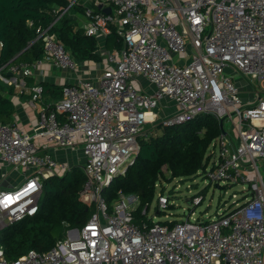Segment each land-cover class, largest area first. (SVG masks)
<instances>
[{
    "label": "built area",
    "instance_id": "obj_1",
    "mask_svg": "<svg viewBox=\"0 0 264 264\" xmlns=\"http://www.w3.org/2000/svg\"><path fill=\"white\" fill-rule=\"evenodd\" d=\"M95 3L110 12L85 7L84 33L105 36L114 26L122 45L107 53L111 66L96 82L79 78L64 84L60 97L49 103L42 102V87L35 84L28 102L37 111L35 135L58 148L80 145L85 181L79 199L95 210L50 249H28L6 259L0 246V264H264V88L242 97L244 90L234 80L240 74L264 82V0ZM49 28H36L42 56L1 64L0 79L11 83L32 75L47 61L77 69ZM139 78L151 90L139 89ZM203 114L217 119L219 134L208 146L201 173L218 187L241 183V201L206 220L192 217V210L171 226L153 219L135 223L133 194L119 192L107 205L103 189L133 162L143 135ZM33 138L13 121L0 124V163L23 171L19 184L0 188V229L34 215L43 180L72 167L50 152L38 153ZM203 197L192 196L190 204ZM168 205V196L159 193L157 211Z\"/></svg>",
    "mask_w": 264,
    "mask_h": 264
},
{
    "label": "trees",
    "instance_id": "obj_2",
    "mask_svg": "<svg viewBox=\"0 0 264 264\" xmlns=\"http://www.w3.org/2000/svg\"><path fill=\"white\" fill-rule=\"evenodd\" d=\"M70 0H0V65L10 62H31L42 56L41 40L36 28L47 27L57 41L77 60L101 59L98 50L100 38L88 36L76 23L60 12ZM95 10H99L94 5ZM58 9V11H54ZM59 15V16H58ZM31 22V24L29 23ZM122 39L111 25L104 37L106 49H119ZM27 77V76H24ZM42 95L59 98L63 85L38 81ZM13 87L0 80V124L12 122L15 104L11 98ZM47 100L43 103H49ZM158 133L149 134L140 141V149L124 174L113 178L102 191L109 206L119 192L133 194L137 204L132 210L137 224L150 223L141 211L149 207L155 193V184L161 180L187 177L203 167L210 143L219 134L217 119L203 114L192 121L157 127ZM164 170L169 173L166 177ZM85 174L79 165L66 170L62 176L51 175L42 182L38 210L0 229V246L6 259H14L28 249L47 250L63 238L68 228H80L95 210L93 203L79 199ZM170 205V204H169ZM168 205V206H169ZM159 212V211H157ZM176 220L158 221L172 225Z\"/></svg>",
    "mask_w": 264,
    "mask_h": 264
},
{
    "label": "crops",
    "instance_id": "obj_3",
    "mask_svg": "<svg viewBox=\"0 0 264 264\" xmlns=\"http://www.w3.org/2000/svg\"><path fill=\"white\" fill-rule=\"evenodd\" d=\"M71 1L72 0H70V2ZM95 1L96 0H75V2L72 3L69 9L64 12V15L73 20L76 23V26L82 29V31H84V28L87 25V18L83 13L84 8L87 6H91L94 8V5L97 6ZM104 37L105 36L98 37L101 39L98 50L101 59L99 61L76 60L77 69L75 71L58 68L54 66L51 62L47 61L39 65L34 71V73L27 77L17 76L15 79L11 78V83L0 79L6 85L13 87V92L11 94V98L15 104V111L12 119L13 122L22 131H26L34 135L33 141L36 145L38 153L50 152L55 155L57 159L63 161L68 166L80 165L83 162L84 157L82 155L81 147L80 145H77L74 148L69 149L71 152L68 153L71 154L73 160V163L69 164L65 160L66 157L61 153L63 152L62 150H60L61 148L55 147L52 143L48 142L43 137L34 134L38 132L37 111L28 103L30 99V88L33 85L37 84L38 81H45L47 83L64 85L71 83L72 81L76 82V80L80 78L89 79L93 82H96L97 77H99L102 70L111 66L106 60L107 53L116 50V48L106 49L104 47ZM91 71H95V73H92ZM82 72L88 73V75L90 74V77H92L93 79L81 78L80 73ZM138 80L139 83L137 82L136 85L139 89L145 91L151 90L152 86L145 79L139 78ZM52 95L44 93L42 95V102H46L47 100L53 102L57 100V98H53ZM22 176L23 171L21 168H14L11 165L0 163V188H9L13 187L16 184H19L22 180Z\"/></svg>",
    "mask_w": 264,
    "mask_h": 264
},
{
    "label": "rangeland",
    "instance_id": "obj_4",
    "mask_svg": "<svg viewBox=\"0 0 264 264\" xmlns=\"http://www.w3.org/2000/svg\"><path fill=\"white\" fill-rule=\"evenodd\" d=\"M180 58L179 54H175L173 57ZM95 73V71H91ZM81 78H90L91 75L88 73H80ZM236 83L242 88L241 96H244L245 91H250L251 89H262L264 88V82L260 83L255 80H250L243 75H236L234 77ZM72 81L71 83H74ZM229 124H225L228 127ZM146 127L151 128L150 124ZM150 132V130H149ZM158 129L156 133H158ZM148 134L143 135V139H146ZM70 148H61V152L66 158V162L73 163L72 156L69 150ZM208 152V149H207ZM207 155V153H206ZM200 168L195 174L187 177H175L168 178V180H161L155 188V193L153 199L149 203L147 209L146 217L153 219V221H169V220H184L190 211H194L192 217L199 219H209L216 216L217 213L227 210L229 207L233 206L234 200H242L244 191H242V184H233L217 187L215 183L209 182L206 177H203ZM166 177H169V173L164 170ZM17 182V181H16ZM163 193L169 198V206L163 211L157 212V197L159 193ZM232 193L237 194V198L232 196ZM124 194V193H123ZM204 197L202 201L196 205L192 206L189 199L194 195H201ZM128 195V194H125ZM65 236V235H64Z\"/></svg>",
    "mask_w": 264,
    "mask_h": 264
},
{
    "label": "water",
    "instance_id": "obj_5",
    "mask_svg": "<svg viewBox=\"0 0 264 264\" xmlns=\"http://www.w3.org/2000/svg\"><path fill=\"white\" fill-rule=\"evenodd\" d=\"M97 7H98L99 9H101L103 12H106V13L110 12V7H109V6L102 7V3H97ZM7 74H9V73H7ZM216 186H217V185H216ZM217 187H218V186H217Z\"/></svg>",
    "mask_w": 264,
    "mask_h": 264
}]
</instances>
